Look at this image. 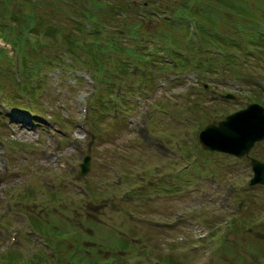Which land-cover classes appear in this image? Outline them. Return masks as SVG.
Instances as JSON below:
<instances>
[{
  "label": "rangeland",
  "instance_id": "374dc122",
  "mask_svg": "<svg viewBox=\"0 0 264 264\" xmlns=\"http://www.w3.org/2000/svg\"><path fill=\"white\" fill-rule=\"evenodd\" d=\"M24 1L10 5L14 14L69 22L67 0H39L35 8ZM125 1L118 25H139L140 34L98 29L108 71L97 72L96 58L62 33L25 31L29 48L20 49L0 38L13 78L29 80L37 96L21 94L17 106L0 101V264H264V184H250L248 157L198 140L206 123L252 101L264 105V53L249 55L251 45L241 43L231 69L202 72L198 58L181 60L198 34L190 19L186 34L178 30L184 48L149 35L171 34L157 20L175 14L172 2L181 0ZM220 12L228 33L248 38L252 24ZM7 17L0 9V22L11 24ZM115 41L140 48L137 60ZM169 46L179 55L169 56ZM121 61L131 72L117 76ZM15 92L12 82L0 88V96ZM250 154L264 160V139Z\"/></svg>",
  "mask_w": 264,
  "mask_h": 264
},
{
  "label": "trees",
  "instance_id": "16d2710c",
  "mask_svg": "<svg viewBox=\"0 0 264 264\" xmlns=\"http://www.w3.org/2000/svg\"><path fill=\"white\" fill-rule=\"evenodd\" d=\"M12 1L13 0H0V5L2 6L0 9H3L8 13L9 17H7V19L11 22V24H7L2 21L3 24H0L1 40L11 43L15 48H29V41L24 33L25 31L33 34L42 33V35H49L52 39H54L53 35L55 33L56 38L59 37V33H62L69 45L72 43L75 46L78 45L79 47L84 48L93 59L96 58L94 65L97 72L102 69L108 71V69L105 68V65L110 63L106 60L103 62L101 60L102 57H109L104 49L106 48V43H101V40L99 39V28L104 30L107 27H113L114 25L118 28V32L123 31L133 37L135 34H140L139 25H118L119 18L124 20L125 0H113L110 7L107 6L108 4L105 0H98L95 2L91 0V4H89V1L87 0H67L64 2L67 7V13L65 16L69 19V22L67 25L64 24L62 26L56 24L54 17L53 21L51 19H46L44 23V21H36L35 16L32 14L30 15L27 11L23 16L16 15L14 14L13 9L10 8V5L22 6L23 2L21 3L20 0H14L13 3ZM24 2L30 3L33 5V8L41 3L39 0H25ZM171 8L175 14L172 13L169 14V16L165 15L161 20H157L161 25L169 26L171 34L168 35L162 31V29H159L151 31L149 35H151L150 37H158L162 42L165 41V38H169L171 45L184 48L182 45L184 39L180 38L178 30H183L184 34H186L189 28L188 19H190L192 24L196 25L194 34H198L195 37V41L189 42V45H187L189 51L183 56L184 58H181V60L189 63L191 60H196V58H198L195 62L197 68L202 72H213L215 68H224V70L231 69V66L235 64L234 60L236 59L235 48L240 50L241 43L245 46L251 45L250 48H252V51L247 52L249 55H252L254 50L257 53H264V0H181L178 4L172 2ZM157 11L159 10L155 7V10L152 13L156 14ZM220 11L242 17L247 23L250 25L252 24L253 26L249 28L248 38H246V36L238 37L237 34L232 35L228 33L227 30L229 32L232 31L230 28L231 26L226 22L224 17H221L223 15ZM48 14L53 16L52 12L48 11ZM183 17L185 21L183 23H181V21L178 23ZM1 18H4V16L2 15ZM109 19H112L113 22H107ZM169 19H171V21ZM260 23H263V25ZM256 25L260 26V29L258 27L256 28ZM10 27L11 29L17 27L14 35L6 32ZM82 33L89 38V41H85V39L82 38ZM240 33L243 34V31L241 30ZM75 35L78 36L75 37ZM112 46L120 52L133 56L136 60L139 57L140 52L138 50H140V48H131V46H126L121 42L117 43V41L112 42ZM37 48L38 47L35 46L34 51H31L37 53ZM155 48L158 49L160 47L155 46ZM210 48L215 49L219 54L211 51ZM229 48H234L232 49L233 52L231 50L228 51L227 49ZM167 50H169L170 53H168V55L171 57H174V54L179 55L174 49H171V46H169ZM28 51L29 50H27V52ZM21 52L26 68L28 69L27 64L30 55L28 56L27 53L23 54L22 50ZM44 56L45 54L41 55V58ZM45 58L46 57L43 59ZM151 58L152 61L156 62L157 59L155 57L151 56ZM160 58L162 59V57ZM1 60L7 64H0V88H3L4 83L12 82L17 92L8 94L7 96L6 94L0 96V101L6 102L4 101L5 99L10 104L17 106L22 105L20 102H25L21 94L29 99H32V96L30 95L37 97L36 91L33 89L29 80H23V83H17L13 78L10 56L5 48H0V61ZM139 60L140 59H138V61ZM141 60L144 61L142 58ZM164 62L165 60L162 61V66L164 65ZM37 67L39 66L37 65ZM129 70L131 72L130 67ZM129 70L127 69V63H125V61H121L117 66L113 65V72L115 71L114 73L117 76H122L121 73L126 74ZM37 72L39 74V68ZM124 244H126V242H124Z\"/></svg>",
  "mask_w": 264,
  "mask_h": 264
},
{
  "label": "water",
  "instance_id": "95a60500",
  "mask_svg": "<svg viewBox=\"0 0 264 264\" xmlns=\"http://www.w3.org/2000/svg\"><path fill=\"white\" fill-rule=\"evenodd\" d=\"M228 93L226 97H232ZM264 139V105L252 101L243 108L225 115L216 122L206 123L198 133V140L204 149L215 150L241 157L249 155L255 142ZM254 171L250 184H264V160L250 156ZM81 172L89 170L90 155L83 158Z\"/></svg>",
  "mask_w": 264,
  "mask_h": 264
}]
</instances>
